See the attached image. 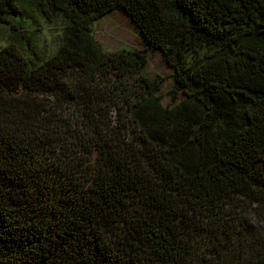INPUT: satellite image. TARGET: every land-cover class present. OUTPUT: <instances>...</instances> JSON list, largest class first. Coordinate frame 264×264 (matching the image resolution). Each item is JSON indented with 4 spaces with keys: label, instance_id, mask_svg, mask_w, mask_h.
<instances>
[{
    "label": "trees",
    "instance_id": "16d2710c",
    "mask_svg": "<svg viewBox=\"0 0 264 264\" xmlns=\"http://www.w3.org/2000/svg\"><path fill=\"white\" fill-rule=\"evenodd\" d=\"M117 9L143 50L94 40ZM28 10L64 26L46 59L0 49V264H264V0H0V25Z\"/></svg>",
    "mask_w": 264,
    "mask_h": 264
},
{
    "label": "rangeland",
    "instance_id": "374dc122",
    "mask_svg": "<svg viewBox=\"0 0 264 264\" xmlns=\"http://www.w3.org/2000/svg\"><path fill=\"white\" fill-rule=\"evenodd\" d=\"M27 24L15 35L13 31L9 32L0 25V49L8 42H16L19 49L23 50L25 56L32 58V51L27 46V40L32 50L46 59L52 55L60 45L63 34V21L53 19L47 23L34 10H28ZM92 36L103 52H116L122 49L143 50L144 42L139 37L137 29L134 27L131 19L121 9L96 20L92 25ZM23 37V38H21ZM147 65L140 77L148 80L160 79L161 88L159 96L162 106L171 104V91L174 88L172 79V69L162 59L159 51L147 53ZM131 82L134 79H130ZM130 82V83H131ZM185 98L183 94L179 95L177 102ZM134 131L133 129H130Z\"/></svg>",
    "mask_w": 264,
    "mask_h": 264
}]
</instances>
